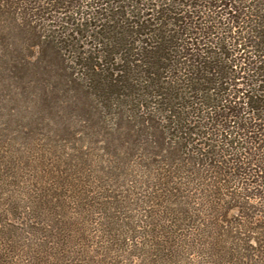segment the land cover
I'll return each instance as SVG.
<instances>
[{
	"label": "trees",
	"instance_id": "1",
	"mask_svg": "<svg viewBox=\"0 0 264 264\" xmlns=\"http://www.w3.org/2000/svg\"><path fill=\"white\" fill-rule=\"evenodd\" d=\"M135 257L264 264V0H0V264Z\"/></svg>",
	"mask_w": 264,
	"mask_h": 264
},
{
	"label": "rangeland",
	"instance_id": "2",
	"mask_svg": "<svg viewBox=\"0 0 264 264\" xmlns=\"http://www.w3.org/2000/svg\"><path fill=\"white\" fill-rule=\"evenodd\" d=\"M14 134H15V133H14ZM7 137H8V136H7ZM7 137H6V138H7ZM53 145L55 146V151H56L57 153H60V151H64L65 149H68V146H67V145L62 144V141H61L60 137H58V138L56 137V138L54 139ZM95 253H98V251H96ZM135 258H136V257H135ZM142 263H144V264H149V262L146 263V262H144V261H139V258H136L134 264H142Z\"/></svg>",
	"mask_w": 264,
	"mask_h": 264
}]
</instances>
